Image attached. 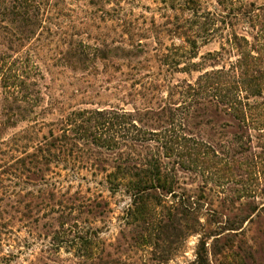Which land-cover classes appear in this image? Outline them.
Segmentation results:
<instances>
[{
  "label": "trees",
  "instance_id": "16d2710c",
  "mask_svg": "<svg viewBox=\"0 0 264 264\" xmlns=\"http://www.w3.org/2000/svg\"><path fill=\"white\" fill-rule=\"evenodd\" d=\"M33 3L11 0L8 6L12 18L9 23L21 42H30L43 27ZM186 3L188 6L191 1ZM179 10H186L183 3H179ZM213 16L223 18L220 14ZM211 17L202 14L205 21L200 27L211 31L213 37L216 31L208 29L211 26L207 22ZM178 27L185 44L173 49L175 55L165 56L159 70L172 76L197 73V79L147 83L138 92L146 93L147 105L133 111L77 109L61 114L56 121L42 123L47 132L36 138L33 151H25L11 165L27 181H36L38 189L25 195L21 190L2 193L4 180L0 174V248L13 234L12 224L19 223L34 227L40 237L49 240L45 251L48 257L35 264H119L115 261L119 246L112 245L117 254L108 252L101 228L96 226L112 212L110 202L102 195L86 197L80 190L70 196L63 182L72 179L70 183H76L79 179L62 178L57 173V179L62 180L54 181L49 178L54 169L75 172L85 168L95 176L102 174L101 184L109 194L128 201L125 226L131 228L129 240L137 243L154 237L168 245H173L175 236L198 235L204 226L198 200L183 191V173L241 177L251 183L264 174V37L229 33L227 47L223 44L220 51L193 63L197 37L195 33H184L183 37V21ZM144 47H94L72 40L62 53V62L71 72L82 74H96L100 64L111 61L123 62L133 72L150 71L151 66L146 69L148 52ZM234 51L238 54L236 62L231 61ZM18 54L0 49V142L7 131L20 124L37 123L43 116L54 115L47 114L44 107L40 68ZM207 131L213 135L206 139L203 134ZM34 140L31 136L28 143ZM254 188L247 190L250 197L255 195ZM250 213L256 214L257 223L264 227V207ZM252 215L239 220L254 223ZM237 223L235 217L229 230L234 231ZM260 233L264 238V230ZM229 244L226 240L223 248ZM62 249L74 260L60 263L52 259L53 253ZM199 251L198 260L202 258ZM12 255L9 251L0 264L9 263ZM197 262L206 264L203 259Z\"/></svg>",
  "mask_w": 264,
  "mask_h": 264
},
{
  "label": "rangeland",
  "instance_id": "374dc122",
  "mask_svg": "<svg viewBox=\"0 0 264 264\" xmlns=\"http://www.w3.org/2000/svg\"><path fill=\"white\" fill-rule=\"evenodd\" d=\"M10 1L0 0V49L19 53L24 60L40 68L44 77V81H40L45 95L44 107L47 114L54 112V115L43 116L37 123H22L16 129L7 131L1 140L2 193L8 194L23 191L25 195L38 189L36 181H27L26 176H21L16 171L17 167L11 169V165L25 151H33L36 138L39 136L40 139L47 132V128L40 126L42 123L56 121L61 114L77 109L120 108L133 111L147 105L144 99L146 93L138 94L147 83L156 80L174 83L195 81L197 73H176L172 76L159 70L164 57L175 55L173 49L182 48L185 44L182 29L178 27L182 21L183 37L184 33H195L197 37V58L193 59V63H198L208 53L220 51L223 44L227 47L225 43L229 33L249 38L257 34L264 37V0H188L191 1L188 6L187 0H34L32 7L36 12L39 10L43 27L30 42H21L9 23L12 19L8 16ZM179 3H183L185 11L179 10ZM202 14L212 16L207 22L210 23L208 27L211 26L208 29L216 31L213 37H210L211 31L200 27V23L205 21L201 19ZM214 14L223 18L214 17ZM72 40L94 47L105 44L145 46L144 50L148 52L146 69L150 66L152 69L137 73L123 66V62L111 61L100 64L96 74L73 73L62 62V53ZM237 55L234 51L232 62L237 61ZM203 135L207 139L213 133L207 131ZM31 136L35 137L33 144L28 143ZM57 173H61L62 178L79 179L76 183H70L72 179L63 182L64 191H70V196L80 190L86 197L102 195L110 202L112 212L96 226L101 228V239L108 252L117 254L112 245L117 243L119 246L115 256L119 264H198L201 259L206 264H264V238L260 233L264 227L262 223H257L256 214L250 213L252 209L260 211L264 207L262 173L255 177V183L241 177L230 179L228 176L221 178L218 175L209 177L183 173V191L194 196L193 200H198L204 226L198 235L175 236L172 238L173 245L157 241L154 237L131 242V228L125 226L128 201L120 195L109 194L105 185L101 184L104 180L102 174L95 176L91 169L85 168L75 172L54 169L49 178L61 181V178L57 179ZM252 188L255 195L250 197L247 190ZM250 215L254 223L239 220ZM235 217L239 223L234 231L229 230ZM23 225L12 224L13 234L0 248V259L9 251L13 253L9 263L4 264H35L48 257L45 251L49 240L40 237L34 227L25 228ZM226 240H230V244L223 248ZM198 250L202 256L199 260ZM52 259L60 263L74 260L72 254L64 249L53 253Z\"/></svg>",
  "mask_w": 264,
  "mask_h": 264
}]
</instances>
